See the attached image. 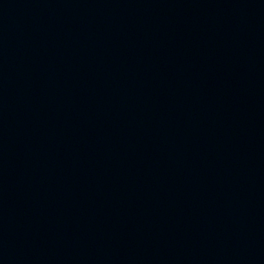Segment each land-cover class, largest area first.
I'll return each mask as SVG.
<instances>
[{
  "label": "water",
  "instance_id": "obj_1",
  "mask_svg": "<svg viewBox=\"0 0 264 264\" xmlns=\"http://www.w3.org/2000/svg\"><path fill=\"white\" fill-rule=\"evenodd\" d=\"M0 264H264V0H0Z\"/></svg>",
  "mask_w": 264,
  "mask_h": 264
}]
</instances>
